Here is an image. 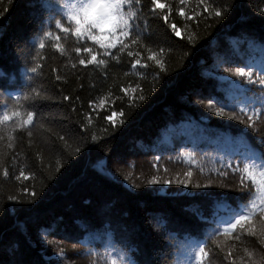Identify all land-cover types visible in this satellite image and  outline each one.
<instances>
[{"label": "trees", "instance_id": "16d2710c", "mask_svg": "<svg viewBox=\"0 0 264 264\" xmlns=\"http://www.w3.org/2000/svg\"><path fill=\"white\" fill-rule=\"evenodd\" d=\"M61 2L0 0V116L21 114L0 125V264H198L200 247L202 264H264L260 213L255 236L224 232L256 199L240 170L264 153V0H206L220 16L142 0L144 39L111 49L119 61L56 28ZM78 46L107 63L81 65Z\"/></svg>", "mask_w": 264, "mask_h": 264}, {"label": "snow or ice", "instance_id": "6c2138e0", "mask_svg": "<svg viewBox=\"0 0 264 264\" xmlns=\"http://www.w3.org/2000/svg\"><path fill=\"white\" fill-rule=\"evenodd\" d=\"M180 4L183 5L185 0H179ZM152 3V12L154 13L157 8L165 9L168 8L171 11V6L162 3L161 0H151ZM200 4L205 6V9L210 13H214L216 16L221 15V9L215 7L213 4L206 2V0H199ZM140 5L143 8L142 0H62L60 7L64 9V18L69 22V26H65L62 19L56 20V28L60 29L61 32L73 36L76 38L77 42L87 41L94 42L95 45H98L99 48L104 49V55L110 57L113 60L119 61V58L116 57L113 53L110 52L111 49L118 48L119 52L123 53L125 49L129 47L126 43V40H131L132 44H138L141 39L140 33L135 31L136 25L133 24V21L139 19V13L133 11V9ZM180 13L184 14V9L181 7L179 9ZM165 21L168 20L167 15L164 16ZM172 29L176 30V25H171ZM146 29H141L145 31ZM179 35V33L177 32ZM45 36H50L51 33L45 32ZM135 37V38H133ZM55 39L59 41L60 36H56ZM41 48H44L45 45L43 42L40 44ZM57 49L61 48V45L56 44ZM76 54L88 53L90 59L87 61L85 59H80L79 63L84 64H93L104 65L107 63L106 59H98V53L93 52L90 47L78 46L74 49ZM148 56L149 60H152L155 56V53H151ZM163 51V49H161ZM128 56L132 57L134 54L132 51H128ZM136 57L140 56V53H135ZM156 63L163 68V64L160 60H156ZM141 62L139 59H133L132 68L136 69L137 65H140ZM147 65H141V67H146ZM36 68H32V72H36ZM236 74L239 76H248L250 79L254 75L249 69L245 71V67H239L235 70ZM57 79H60L57 76ZM257 82L261 85H264V68L261 69V75L257 77ZM143 97H141L142 99ZM67 99V97H65ZM253 115L256 116L255 104L259 103L261 105V113L264 114V97L259 98L258 100H253ZM220 114H223V110H220ZM21 114L18 110H13L11 113L6 109L3 112V115L0 116V125L5 124V122H10L14 118L19 117ZM35 113L33 111H27V119L22 121L23 125H29L33 122ZM249 121H253V117L249 116ZM250 127H255L254 123H250ZM31 135V133H29ZM12 137L9 136V139ZM11 146V145H10ZM253 161L257 157L251 158ZM258 159L260 164L257 167L253 162L251 165L248 163L244 164L243 169L240 171L247 173L251 177V182L256 188V199L250 200L249 203L243 204L242 207L233 213V215L224 223L225 227L224 232L229 233L231 230L235 229L237 226H240L241 229H245V223L249 222L250 217L254 216L256 213H260L262 219H264V153H262ZM7 175V171H5ZM21 176H24V172L21 171ZM191 175V173H188ZM28 177L25 176V179ZM156 181H150V183H155ZM243 182V175H242ZM167 183V181H165ZM258 201V203H257ZM249 235L255 236L257 234L255 230V225L251 228L245 229ZM264 234V231H262ZM239 239V237H237ZM251 255V253H249ZM208 253L205 251L204 247H200L199 251L196 253L198 264H202L203 258L207 257ZM110 264H118L115 258H111Z\"/></svg>", "mask_w": 264, "mask_h": 264}, {"label": "rangeland", "instance_id": "374dc122", "mask_svg": "<svg viewBox=\"0 0 264 264\" xmlns=\"http://www.w3.org/2000/svg\"><path fill=\"white\" fill-rule=\"evenodd\" d=\"M235 84H236V82H233V83H231V86H233ZM230 96H232V95H230ZM242 108L245 109L244 107H242Z\"/></svg>", "mask_w": 264, "mask_h": 264}]
</instances>
